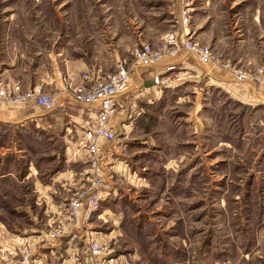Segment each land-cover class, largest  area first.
<instances>
[{"label":"rangeland","instance_id":"obj_1","mask_svg":"<svg viewBox=\"0 0 264 264\" xmlns=\"http://www.w3.org/2000/svg\"><path fill=\"white\" fill-rule=\"evenodd\" d=\"M131 1L145 9L150 5V0H0V56L13 36L23 45L7 48L5 54L14 57L25 50L30 55L40 52L39 56L47 59L53 49L65 43L71 31L65 26L72 23H91L97 26V30H105V36L110 34L108 38H114L116 31L110 33L106 29L110 30V24L116 20L126 27V31L133 33L134 28L130 23L133 16L129 10ZM230 2L240 7H251L253 12L257 9L258 14L264 10V0ZM194 3L195 0H183V10L188 8L191 14ZM151 4L155 11L162 7L170 10L172 7L169 0H152ZM170 12L167 11V15L171 16ZM17 22H21L22 29L16 35L4 31ZM176 30L181 34L179 28ZM155 35L159 36L157 33ZM192 38L213 50L212 46L203 44L195 36ZM138 45L133 46L132 52ZM175 67L172 74L169 73L172 79L168 87L174 88L173 82L179 84L174 88L178 94L176 96L195 87L201 89L202 78H195L198 81L192 79L191 84L186 86L185 75L181 74L185 70ZM261 69L264 68L242 71L252 73ZM256 85L261 87L258 83ZM182 88L185 91H180ZM207 93L209 97L210 92ZM192 107V101H184L182 105L170 104L165 115L162 113L163 118L148 120L160 128L159 134L150 135L152 139H157L156 145L148 147L139 142L124 143L122 155L127 158L122 156L120 162H116L119 163L118 169H115L117 171L113 169V176L110 175L113 186L117 188L115 195L101 201L94 216L85 220L78 229L76 238L72 239L69 235L70 246L77 248L79 244H86L84 235H90L100 241L110 264H264V175L256 169L259 159L264 158V132L260 135L263 143L250 144L259 132L257 123L260 121L264 131V110L258 113L252 111L247 118L245 132L248 139L245 145L241 128L237 129L240 133L236 136V142H229L233 135L229 133L228 126L213 121L209 109L203 111L204 119L198 127L197 155L194 145H191L196 136L193 125L188 134L185 126L180 131L181 139L191 141H185L182 145L176 138L164 149L162 128L168 122L175 126L178 125L177 121L188 125L191 121L189 113L195 114ZM198 116L201 114L198 113ZM169 127L173 132L174 127L169 125L168 130ZM33 139H19L18 136L11 139L9 135L0 133V170H5V165L8 167L14 163V159L20 155L24 157L17 160L15 165L18 180L23 178L28 165L43 184L49 183L52 176L67 167L74 168L72 174L77 172L76 176L72 175L73 180L87 169L88 163L70 162L67 165L64 160L67 144L64 142L53 138L38 137L37 142ZM180 152L183 157L171 159ZM18 180L13 176L0 179V222L6 224L11 232L9 236L13 237L8 239L7 244L5 241L0 243V254H5L6 249H3L12 245L17 252L22 248L20 253L14 254L22 264H28L24 261L27 252H30V264H34L39 254L37 249H32L36 241H32V238L26 241L30 236L22 230L27 225L30 228V221L18 207L32 202L37 196L52 193L53 199L62 203L61 207L64 208L62 220L69 212L71 200L77 197L75 193L81 184H76V179L72 185L66 184L64 187V180L55 185L56 191L41 187L43 190L33 192L32 181L27 186L21 185ZM27 193L28 197L25 196ZM38 215L42 220L40 225L45 228V237L51 238L50 231L59 227L61 221L52 225L46 223L52 217V212L46 210L45 202ZM18 240H23V243H18ZM47 256L49 264L56 262L54 255ZM82 256L80 251L74 250L73 254L67 253L59 258L64 264L72 261L73 264H80L78 259H82Z\"/></svg>","mask_w":264,"mask_h":264},{"label":"crops","instance_id":"obj_2","mask_svg":"<svg viewBox=\"0 0 264 264\" xmlns=\"http://www.w3.org/2000/svg\"><path fill=\"white\" fill-rule=\"evenodd\" d=\"M169 1L172 2L170 10L162 7L158 11L150 7L152 0H150L147 9L137 7L131 1L129 10L133 18L130 23L134 31L133 33L126 31V27L118 24L114 19L115 21L110 24V30L106 29L110 33L112 30L116 31L117 36L114 38H108L110 34L105 36L103 32L105 30H97V26L94 27L91 23L67 25L65 27L71 30L68 38L63 45L55 46L56 49L51 51L47 59L45 56H39L40 52H36L33 56L26 53L25 50L14 57L11 54H5L7 48L22 47L23 45L12 36L7 41L6 49L1 51L3 54L0 56V87L15 82H22L25 85L42 84L47 92L57 96V104L53 109L47 110L32 102L23 104L0 99V133L9 135L11 139L18 136L19 139L34 138L36 142L38 137L62 141L67 144L64 151V160L68 163L67 165L70 162L87 165L89 155L86 149L81 148V138L87 128L96 124L98 107L92 104L77 103L66 95L63 92L62 79L63 76L69 75L78 84L82 81V74L86 72L91 74L96 81L105 80L114 71L117 60L122 58L129 63L130 85L125 92L117 96L119 108L111 120V126L115 128L117 138L112 143L103 142L100 158L101 165L107 174L113 176V169L117 171L115 169H118L119 163L116 164V162H120L124 156L122 155V146L126 145L124 143L139 142L148 145V147L156 145L157 139L154 137L152 139L151 136L153 133H158L160 128L156 127L158 126L156 123H150L148 120L163 118L162 113L165 115L170 104L182 105L184 101L193 102L192 108H194L195 114L189 113L191 121L188 125L180 124L177 121L178 128V125L175 126L168 122L166 127L162 128L164 130L162 137L164 149L176 138L177 142L182 145L186 143L185 141H191L190 139L186 140L187 138L181 139L180 131L185 126L186 134H188L189 128L193 125L196 136L191 145H194L195 155H197L198 127L204 119L203 111L209 109H211L209 114L213 117V121L221 126H228L229 133L231 132L233 135V140L229 139V142H236L239 132L236 128L239 127L245 145L246 139H248L245 132L247 118L250 117L252 111L258 113L259 110H264V89L258 87L248 77L238 80L234 68L241 70L264 68V10H260L258 14L257 9L253 12L251 7L237 6L230 0H195L190 25H186L182 23L183 0ZM167 11H171V16L167 15ZM115 14L119 15V13ZM115 18L119 20L117 17ZM125 21L129 22V20ZM176 28L181 30V36L190 33L191 30L192 36H195L197 40L212 46L215 58L210 63L203 64L193 54L183 50L178 53V56H168L153 66H144L133 59L132 48L135 44L151 42L157 45L165 33L176 30ZM20 29H22L21 22H17L10 24L4 31L8 30L11 35H16ZM156 33L159 36L155 35ZM77 38L78 40H76ZM226 63L231 66L226 67ZM174 66L185 70L181 74L185 75L183 78L186 86L191 84L192 79L202 78L201 89L198 90L195 87L190 92H186L182 88L180 91H185L183 95L176 96L178 94L174 88L179 85L178 83L173 82L174 88L155 83L154 78L157 74H162L165 78L170 76L172 79L173 69L170 68ZM206 75L207 79H205ZM207 91L210 92L209 97ZM210 106L212 108H207ZM198 113L201 114L200 117ZM257 124L259 132L251 140V145H255L257 142L263 143L260 136L264 132L260 125L261 121ZM169 125L174 127L173 132L169 127L171 133L168 130ZM179 156L183 157V154L180 152L177 157H171V159L179 158ZM23 157L22 155L17 156L14 163H10L8 167L5 165V170H0V179L13 176L18 180L15 165L16 161ZM124 157L127 158V156ZM70 168L63 169L55 175L56 177L52 176L49 183L43 184L38 179L36 172L32 170L31 165H28L23 178L18 181L21 185L27 186L32 181L33 192L43 189L53 192L56 191L55 185L59 182L65 180L62 183V186L65 187L66 184L72 185L76 179L77 182L79 181V177L73 180L72 175L76 176L77 172L72 174L74 168ZM256 169L264 175V158L259 159ZM116 191L117 188L114 185L110 192L104 194L103 199L115 195ZM25 196L28 197L29 194L27 193ZM44 202L46 210L52 212V217L46 223L52 225L60 222L64 208L61 207L62 203L53 199L52 193L46 196H37L32 202H26L25 206L18 207L27 214L30 221V228L27 225L22 230L30 236L25 240L29 241L32 238V241H36L32 244V249H37L39 254L34 264H39L38 261L40 264H49L48 254L54 255L56 262L53 264H64V261L59 257L67 253L73 254L74 250L80 251L83 255L82 259L80 257L78 259L79 263L81 261L80 264H93L95 257L87 246L85 235L84 242L86 244H79L77 248L70 246V236L59 240L45 237V228L40 225L42 220L38 215ZM0 227V243L5 241L7 244L9 238L13 239L9 236L11 235L10 229L1 222ZM14 228H16L15 225ZM82 237L83 234L80 238ZM22 241L18 240V243H23ZM21 249L19 248V252H17L15 246L5 247L3 250L6 253L0 254V264H22L20 259L14 255L20 253ZM57 260L60 261L57 262ZM70 264H73V261Z\"/></svg>","mask_w":264,"mask_h":264},{"label":"built area","instance_id":"obj_3","mask_svg":"<svg viewBox=\"0 0 264 264\" xmlns=\"http://www.w3.org/2000/svg\"><path fill=\"white\" fill-rule=\"evenodd\" d=\"M190 18V10L185 8L182 11V23L189 25ZM183 50L193 54L203 64L213 60V50L209 46L200 45L189 33L181 36L178 30L165 33L157 45L151 42L140 43L135 47L132 56L137 63L153 66L168 56L178 55ZM225 66L230 67L231 64L226 63ZM235 72L238 80L248 77L264 89V69L252 73L236 69ZM81 79L82 81L77 84L69 75L63 76V92L77 103L97 106V121L94 126L84 131L81 138V148L86 149L89 155L88 166L80 174L77 184L80 183L81 186L75 193L77 197L70 202L68 214L61 220L60 226L49 233L54 240L69 235L72 239L76 238L83 222L94 216L101 206L104 194L113 188L110 175L101 165L100 156L103 142L112 143L117 138V132L111 126V120L118 112L117 96L125 92L130 85L129 63L125 59L117 60L114 71L105 80L96 81L86 72L82 74ZM154 81L156 84L168 86L171 78L157 74ZM0 99L23 104L32 102L47 110L53 109L57 104V96L47 92L44 85H25L22 82L1 86ZM85 240L95 257L93 264H110L105 258L100 241L87 234H85ZM29 259L30 252H27L24 255L25 263L30 264L31 259Z\"/></svg>","mask_w":264,"mask_h":264},{"label":"trees","instance_id":"obj_4","mask_svg":"<svg viewBox=\"0 0 264 264\" xmlns=\"http://www.w3.org/2000/svg\"><path fill=\"white\" fill-rule=\"evenodd\" d=\"M239 127L236 128V130L238 129ZM233 140V138H231Z\"/></svg>","mask_w":264,"mask_h":264}]
</instances>
